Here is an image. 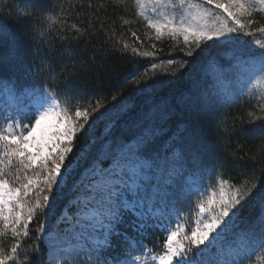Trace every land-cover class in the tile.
<instances>
[{"label": "snow or ice", "instance_id": "snow-or-ice-1", "mask_svg": "<svg viewBox=\"0 0 264 264\" xmlns=\"http://www.w3.org/2000/svg\"><path fill=\"white\" fill-rule=\"evenodd\" d=\"M134 3L141 6L142 0ZM153 5L152 15L142 6L132 14L155 31L157 40L164 35L183 38L180 51L185 59L180 67L191 64L185 75L196 72L210 49H218L225 55L231 53V63L249 81L264 77V42L255 39L264 36V20L256 19L264 16V0H178V5L173 0H153ZM177 6L183 9L180 14L167 11ZM30 7L35 13L36 7ZM41 20L33 31L37 52L47 36L69 28L67 18L57 15L55 6L41 9ZM70 27L75 34L64 35L66 42L90 31L75 23ZM110 31L109 40L116 35L114 28ZM130 35L142 43L137 31ZM241 36L253 38L259 50L248 48ZM129 47L123 39L113 41L105 55H124ZM131 52L159 59L138 48ZM21 61L14 34L0 24V68L20 70ZM149 62L152 69L159 67V63ZM166 63L175 66V55L169 54ZM212 64L222 70L215 61L205 66ZM140 71L133 65L131 73L108 94L70 79L57 84L54 76L46 78L39 67L33 70V83L0 77V93L7 97L5 108L12 110L0 124V264H248L264 250V183L258 186L254 182L259 180L255 172L239 187L219 179V195L213 192L197 205L190 235L182 224L169 219L162 254H153L144 244L156 212L162 214L177 198L186 174L194 175L197 165L203 167L199 153L188 142L192 135L188 125L177 120L178 112L206 111L217 98L195 80L189 81L186 92L165 94L176 81L157 75L139 77ZM129 83L136 89L125 95ZM225 102L235 104L238 98ZM246 118L249 123L264 125V106L248 112ZM100 120L106 127L112 125L110 140L95 149V125ZM78 141L87 142L86 151ZM217 177L214 165L209 179ZM65 198L64 211L70 216L58 215ZM249 207L259 211L237 233L241 214ZM124 227L132 228L133 233ZM230 234L237 242L226 244Z\"/></svg>", "mask_w": 264, "mask_h": 264}, {"label": "trees", "instance_id": "trees-1", "mask_svg": "<svg viewBox=\"0 0 264 264\" xmlns=\"http://www.w3.org/2000/svg\"><path fill=\"white\" fill-rule=\"evenodd\" d=\"M144 2H147L141 5L144 11L152 15L153 0ZM89 3L93 5L92 8L88 7ZM101 3L105 5L103 9L99 7ZM173 3L178 5L176 0H173ZM31 5L36 7L35 13L32 12ZM53 6L56 8L57 15L67 18L69 28L60 29L52 36H47L45 43L40 45L37 52L33 31L42 23L41 9L48 10ZM141 6L135 5L134 0H123V2H117V0H0V24L6 25L14 34L22 57L20 70L0 68V77L14 78L20 84L33 83L36 82L33 70L39 67L42 75L46 78L54 76L57 84L70 79L89 90L108 94L116 88L125 75L131 73L133 65H136L141 69L138 73L139 77L157 75L160 79L176 81L173 87L164 90L165 94L179 95L181 92H186L191 86L190 80L199 81L201 87L206 85L216 96V103L206 111L180 109L177 116V120L188 125L192 134L188 142L192 151L199 153L203 167L197 165L194 175L184 176L177 189V198L173 199L168 209L164 211L165 215L182 224L184 232L190 235V230L195 227L197 219V205L206 201L213 192L219 195V179H227L229 186L239 187L248 183L251 179L250 174L255 172L259 180L254 182L258 186L264 183V175H261V168L264 166V125L259 122L249 123L246 118L248 112H258L259 107L264 106V77L257 76L249 81L248 77L231 63V53L225 55L218 49H210L198 62L196 72L190 77L185 75L189 72L191 64L184 68L180 67L182 60L185 59L180 51L183 48V38L176 40L164 35L157 40L155 31L147 29L143 21L132 14L133 10L138 12ZM61 8L68 11L61 12ZM22 11L27 15H21ZM167 11L180 14L183 9L177 6L175 9L168 8ZM256 19L264 20V16H258ZM125 20L129 23L124 24ZM73 23L78 28H88L90 31L79 39H70L66 42L63 40L64 35L72 37L75 34V29L70 27ZM57 27L59 28V25ZM110 28H114L116 32L111 40H109ZM131 31H137L142 43L131 37ZM120 39L130 45L129 50L124 55H105L112 42ZM252 39L240 37L248 48L258 51ZM255 39L264 42V36H256ZM131 48H138L140 52L154 53L159 59L140 57L133 54ZM169 54L175 55V66H169L166 63ZM187 59L191 61L192 58ZM149 61L159 63V67L152 69ZM208 61H215L222 66V70L215 64L206 67ZM173 73H175L174 76ZM258 80L260 83H257ZM135 89L136 85L129 83L124 87V94H133ZM230 97H237L238 102L226 103L225 101ZM105 103L111 106L109 101ZM105 125L106 122L103 120L95 125L93 138L95 149H99L106 139L110 140L108 132L112 125L108 124L107 127ZM225 127L229 129L228 132H225ZM172 130H175L174 125ZM78 143L81 149L87 150V142L78 141ZM76 154L74 149L73 155ZM214 165L218 170L217 180L209 179ZM191 180H195L198 190L191 189L189 186ZM206 186L207 190H205ZM66 203L67 198L61 202L58 215L63 214ZM258 211V208H246L241 214L236 232L247 227ZM50 224L51 221H49ZM30 227L34 228V225ZM125 231L133 233L130 227H125ZM33 234L38 235L35 232ZM230 239L232 243L237 241L234 234H230L226 241ZM164 240L162 232L152 224L143 242L156 254H162L164 249L161 242ZM33 242L35 241H27L28 244ZM114 242L119 243V240L116 239ZM155 244L157 247L154 246ZM248 264H264V250L257 252Z\"/></svg>", "mask_w": 264, "mask_h": 264}, {"label": "rangeland", "instance_id": "rangeland-1", "mask_svg": "<svg viewBox=\"0 0 264 264\" xmlns=\"http://www.w3.org/2000/svg\"><path fill=\"white\" fill-rule=\"evenodd\" d=\"M144 1H148V0H142V3H147V2H144ZM176 1H178V0H176ZM193 2H198V0H193ZM0 97H1V95H0ZM5 105V104H4ZM1 107H3V104L2 103H0V108ZM9 110V115H11L12 114V110L11 109H8ZM3 121V120H2ZM39 136H40V133L38 132L37 133V137L39 138Z\"/></svg>", "mask_w": 264, "mask_h": 264}]
</instances>
